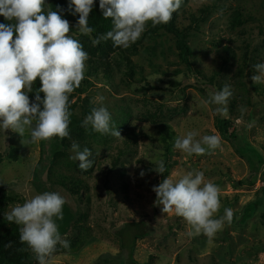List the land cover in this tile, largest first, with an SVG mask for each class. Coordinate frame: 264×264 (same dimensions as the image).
Wrapping results in <instances>:
<instances>
[{
  "label": "rangeland",
  "instance_id": "obj_1",
  "mask_svg": "<svg viewBox=\"0 0 264 264\" xmlns=\"http://www.w3.org/2000/svg\"><path fill=\"white\" fill-rule=\"evenodd\" d=\"M46 3L45 12L50 8ZM175 16L176 26L189 30L195 71L189 72L181 61L175 35L153 27L151 21L125 49L114 47L111 40L93 46L92 39L111 27L86 36L66 18L69 34L88 53L84 78L70 94V105L77 104L76 113L85 119L92 107L101 106L91 103L93 98L102 96L111 126L121 133L116 138L82 126L70 136L71 144L92 151L93 167L82 171L79 162L70 159V147L52 171L56 178L83 182L87 187L79 196L52 186L49 168L36 180L43 141L25 145L18 133L0 129L4 156L0 188L11 199L7 212L46 189L66 200L63 220L56 223L69 246H56L53 264H101L111 257L115 264H123L114 231L130 222H145L149 228V235L134 250L136 264H264V116L262 120L261 112L252 116L255 106L264 108V84L251 79L259 74L252 66L264 63V0H182ZM92 64L108 68L99 76L92 69L88 74ZM225 84L233 92L226 118L216 113L217 105L200 107L209 93ZM39 88L35 82L28 93L30 101L35 102ZM240 106L245 113L238 110ZM223 121L233 122L236 139L221 133ZM192 130L199 133L196 139L218 135L221 146L191 156L175 149L176 137ZM24 138H30L28 132ZM158 160L164 162L163 174L155 171ZM193 170L202 171L205 182L220 189V206L213 218L223 216L225 208L234 213L231 224L225 223L211 241L203 234L190 237L182 217L164 214L162 205H155L154 186L168 176L175 181ZM6 229L9 224L0 223V234Z\"/></svg>",
  "mask_w": 264,
  "mask_h": 264
},
{
  "label": "clouds",
  "instance_id": "obj_2",
  "mask_svg": "<svg viewBox=\"0 0 264 264\" xmlns=\"http://www.w3.org/2000/svg\"><path fill=\"white\" fill-rule=\"evenodd\" d=\"M45 3L46 0H0V15L11 22L0 23V129L18 133L25 145L69 137V96L79 88L88 59L83 45L69 34V21L51 8L45 12ZM94 3L95 0H70L73 15H79L77 29L82 35L90 36L94 31L88 23ZM99 6L103 17L111 18L113 28L93 38V46L101 40H111L114 47L126 49L141 37L149 21L153 27L168 24L181 8L182 0H100ZM252 67L259 73L251 77L253 83L264 84V63ZM37 79L42 86L36 90L35 102H32L28 93L33 92ZM40 93H44L43 98ZM232 95L230 85L225 84L222 90L209 93L200 107L217 105L216 113L226 118ZM103 99L102 96L93 98L91 103L101 106L92 107L82 126L120 138V131L111 126V113L102 106ZM238 110L241 114L246 112L244 106ZM26 132L30 136L27 140ZM198 135L192 130L177 136L174 148L191 156L204 155L221 146L218 135L196 139ZM71 152L70 159L78 161L82 171L93 167L90 159L93 153L89 148L81 150L80 145L73 142ZM156 165L155 171L165 173L163 160H158ZM152 190L156 193L155 205H162L164 214L182 217L189 226L190 237L203 234L211 241L225 223L232 222L231 208H225L223 216L213 218L220 206V189L212 182H205L202 171H189L175 181L168 176ZM65 203L60 193L46 191L5 213L10 224L20 226V242L28 246L38 264H53L56 246H69L56 223L63 220Z\"/></svg>",
  "mask_w": 264,
  "mask_h": 264
},
{
  "label": "trees",
  "instance_id": "obj_3",
  "mask_svg": "<svg viewBox=\"0 0 264 264\" xmlns=\"http://www.w3.org/2000/svg\"><path fill=\"white\" fill-rule=\"evenodd\" d=\"M47 5L50 6L51 10L57 11L62 18H67L69 21L76 23L78 22L79 15H73V8H70V0H46ZM100 0H95L94 7L92 12L89 15V27H92L94 30L99 28L111 27L113 24L111 18L105 19L103 17L102 10L99 6ZM45 7V5H44ZM176 16L175 13L172 16V19L168 24H160L159 26L163 29H166L169 33L175 35L177 40V49L179 51V56L184 65L188 68L189 72L195 71L193 64V51L189 44V30L181 31L176 26ZM0 23L8 24L10 21L5 18H0ZM94 32V31H93ZM102 64L90 65L88 74L92 73V70L95 72L94 75L99 76V71L108 68L101 67ZM92 69V70H91ZM93 74V73H92ZM38 87H41V82L39 79L36 81ZM253 87L256 89L255 85ZM222 90L218 88L216 91ZM80 94L83 93V90L79 91ZM83 102H86L84 100ZM77 104L69 107L71 113L70 123H69V137L61 140L59 137H54L50 141H43L42 149V159L38 165V171L36 172V180H40L42 177V172L48 169V182L52 186L62 188L66 190L72 196H79L83 188H86L85 184L80 180L71 179L68 177L56 178L53 175L52 167L55 165L59 157H63L67 154L68 149L71 147L70 136L80 130L82 127L84 118L83 115H78L76 113ZM256 112H261L262 115L259 120L263 119L264 108L255 106L252 112L253 118H255ZM219 129L224 136H231L233 139H236L235 128L232 121H223L220 123ZM233 131L231 132V130ZM4 156L0 151V165L2 164ZM39 189V188H38ZM50 192V190H45V192ZM82 199V197H81ZM11 199L5 192L3 188H0V223L9 224V229H6L2 234H0V264H35L37 260L35 259L34 254L24 243L20 242V226L15 223H9L5 219V213L7 212L8 205ZM68 222L64 224L67 227ZM65 228V227H64ZM61 234V233H60ZM114 235L119 241L120 244V258L123 264H136L133 260V253L137 246V242L146 238L149 235V228L145 222H130L124 224L121 228L115 229ZM116 258L111 257L102 261L101 264H115Z\"/></svg>",
  "mask_w": 264,
  "mask_h": 264
}]
</instances>
